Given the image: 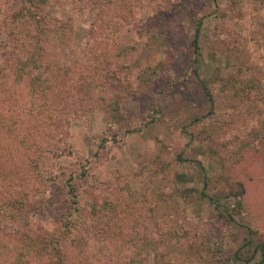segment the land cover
Returning a JSON list of instances; mask_svg holds the SVG:
<instances>
[{"label":"rangeland","instance_id":"rangeland-1","mask_svg":"<svg viewBox=\"0 0 264 264\" xmlns=\"http://www.w3.org/2000/svg\"><path fill=\"white\" fill-rule=\"evenodd\" d=\"M42 1L49 25L68 23L69 47L59 53L74 60L75 73L79 63L102 68L105 95L120 94V111L87 99L76 102L81 115L61 106L56 114L66 115L72 153L60 157L50 146L45 159L36 154L35 145L48 140L40 137L45 124L38 139L26 137L28 148L5 142L0 172L26 171V189L35 193L18 225L59 230L71 211L61 181L38 195L43 186L33 161L43 169L52 164L62 178L89 159L85 176L75 179L79 210L72 216L89 225L92 207H109L104 242L114 260L121 257L118 264H264L255 250L260 245L264 254V0ZM21 3L0 0V63L11 69L2 78L11 98L1 112L25 131L43 105L24 82H13L26 43L24 22L13 20ZM70 75L69 83L78 80ZM154 109L156 122L147 118ZM137 127L141 132L126 130ZM105 137L116 140L102 143ZM238 197L233 220L221 217L214 205L233 207ZM94 231L87 264L102 243ZM237 252L241 261L232 258Z\"/></svg>","mask_w":264,"mask_h":264},{"label":"trees","instance_id":"trees-1","mask_svg":"<svg viewBox=\"0 0 264 264\" xmlns=\"http://www.w3.org/2000/svg\"><path fill=\"white\" fill-rule=\"evenodd\" d=\"M13 20L14 22L22 20L27 28L24 37L26 40L25 51L15 59L13 82H24L31 93L29 95L40 100L43 107L38 111L42 112L40 113L41 117H36L32 121L33 126L29 125L25 131L17 128L12 119L13 115L1 112V107H4L6 100L11 98L10 92L4 86L6 82L2 78H7L11 69L0 63V151L3 148H8L5 143L8 140L17 141L21 147L27 145L28 148L30 144L26 137L38 139V134L42 133L43 129H47L44 128L45 124V127H48V132L41 134L40 137L47 136L48 140L39 141L40 143L35 145L38 158L45 159L46 153L51 151L46 146L52 147L55 155L59 157L69 152L72 153V149L65 141V137L68 135V129L65 127L66 115L64 118L56 114L60 107H65L66 111L71 112L73 116L81 115L84 109L77 107L76 102H83V99H87L92 103L100 104L109 111L118 113L120 111L118 103L120 94L112 93L108 97L105 95L106 84L102 77V75L105 76V73H102V68L98 66L92 67V65L79 63L78 71L75 73L77 67L74 65V60L69 62L62 57L63 53H59L65 47H69L70 42L66 40L70 37L63 33L65 28H68V23L59 20L55 26L49 25L50 20L44 13L42 0H22L20 6L13 13ZM199 31L200 22H197L192 39L194 64H197L199 57ZM70 74H76L78 80L69 83ZM209 99L211 100V98ZM14 100L16 101L17 97ZM159 117L160 111L157 109L147 113V118L150 121L156 122ZM126 130L141 132L139 127ZM110 140L115 141L116 139L109 137L101 139L102 143ZM52 141L54 144L51 143ZM4 157L8 156L5 154ZM29 159L27 157L26 160ZM89 162V159H85L80 163L79 173H63L62 178L58 177V172L54 173V170L50 168L52 164L48 165L47 169H43V163L32 162L33 166L39 168L38 181L43 186V189L38 190V195L41 196L48 192L49 185H55L57 181L62 182L61 185L71 206V211L65 216L59 230H48L39 225L26 227L18 225L17 216L21 210L26 208L24 206L30 196V191L32 195L35 193L33 190L26 189V179L23 178L26 171L20 169L14 171L8 168L0 172V264H87L84 259L88 249L87 234L90 230H95L93 234L97 235L102 243L97 253L89 255L90 262L88 264H118L121 257L117 256L114 260L108 253L107 245L104 242L108 228L106 218L109 207H92L93 210L89 214L91 220L89 225L84 221V225H79V221L72 216V213L79 210V193L75 179L85 176ZM165 166L161 167L163 171L167 169V165ZM25 169L27 170V168ZM176 177L177 181L183 178L180 174H177ZM185 192L184 190L183 196L186 194ZM201 194L207 197L203 191ZM233 194L236 195V193ZM98 202L103 204L105 200L102 198V201ZM241 204L242 199L238 197L233 207H226L220 203H216L214 206L221 217L233 220L232 211L237 212L236 207L240 208ZM248 232L252 233V229L248 228ZM63 243H66V248ZM246 243L250 246L252 241L248 239ZM257 249L261 254L258 263L264 262L263 247L259 245L255 248V250ZM110 251L114 253L115 246ZM232 258L239 261L242 259L238 252Z\"/></svg>","mask_w":264,"mask_h":264}]
</instances>
